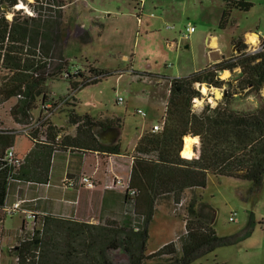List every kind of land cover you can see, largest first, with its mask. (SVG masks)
I'll use <instances>...</instances> for the list:
<instances>
[{"label":"trees","instance_id":"trees-1","mask_svg":"<svg viewBox=\"0 0 264 264\" xmlns=\"http://www.w3.org/2000/svg\"><path fill=\"white\" fill-rule=\"evenodd\" d=\"M20 1L0 0V103L15 97L18 102L11 109L14 119L27 125L39 122L33 134H38L36 142L46 134L44 143L50 158L64 150L120 154V143L104 144L95 129L107 124L120 129L121 118L102 119L73 108L69 121L77 127L74 135L53 124L51 118L44 120L42 104L49 99V80L67 79L66 104L75 106L71 99L78 90L109 73L94 66L84 71L71 64L65 55L61 6L47 3L52 0H36L30 2L33 15H29L24 9H15ZM253 6L246 0H227L220 28L228 27L233 9L249 11ZM10 13L11 21L7 19ZM80 38L92 40L88 30ZM233 44L236 52L232 57L170 80L162 129L145 131L132 154L124 220L109 217L104 224H92L75 217L33 212L31 225L26 218L17 242L9 249L16 264H191L219 247L240 243L253 232L252 220L245 233L219 235L214 227L216 209L202 195H192L184 215L185 232L148 253L150 225L167 198L179 206L187 190L206 188L210 173L250 181L256 191L263 186L264 49L251 52L241 38ZM225 71L233 77L221 78ZM202 85L223 88L225 95L215 107L206 102L198 112L194 103L203 98ZM242 93L260 97V104L252 111L233 108L232 101ZM187 136L200 137L196 156L183 154ZM15 137L12 130L0 127L1 224L7 216L4 207L10 181L25 179L22 170L26 158L19 167H12L5 159L6 151L14 148ZM197 145L198 141L194 152ZM46 164L44 181L48 180L51 160ZM115 251L124 253L126 261L116 263Z\"/></svg>","mask_w":264,"mask_h":264},{"label":"rangeland","instance_id":"rangeland-1","mask_svg":"<svg viewBox=\"0 0 264 264\" xmlns=\"http://www.w3.org/2000/svg\"><path fill=\"white\" fill-rule=\"evenodd\" d=\"M226 1L142 0V6L137 5L135 0L48 1L47 3L58 8L61 6V9L67 3L63 9V35L65 55L71 60V64L84 71L94 66L109 75L96 84L78 90L71 99L76 103L75 106L66 104L69 81L64 78L49 80L47 86L50 101L46 104L49 103L50 107L46 109V104H42L47 115H53L54 121L65 127L64 131L68 134L75 131V126L69 121V112L73 108L78 113H89L95 117L121 118V153L123 156L131 153L142 133L155 124L164 122L170 80L198 71L205 63V33H222L223 41L231 48L234 33H264V0H253L255 6L250 12L235 10L224 30L220 28V20ZM39 6L40 3H37L36 7ZM15 9H24L27 14L33 15L30 0H21ZM161 14L163 16L158 17ZM261 18L262 23L259 24ZM76 24L88 26L91 41H83L72 31L69 34L66 32L67 27L71 30ZM188 26H195L197 32L184 37ZM255 48H249L248 45L251 52ZM193 55L196 56L195 59ZM225 73L226 71L222 73L221 78L229 80L233 77L228 72L229 79L224 78ZM201 88L203 98H196L194 103L198 112L206 102L216 105L225 95L223 88H218L221 94H217V87L202 85ZM120 97L123 99L121 102ZM260 100L256 95L242 93L234 98L231 106L252 111L260 104ZM14 101L15 98H12L0 105L3 117L7 115V119H10L9 109ZM140 109L146 115L140 113ZM6 123L7 126H12V123ZM129 174L130 172H127L126 175ZM52 186V195L61 198L65 188L60 173H56L52 178ZM94 191L101 192L102 188L84 189L83 194L92 195ZM115 191L120 194L125 189L117 188ZM192 195H202L204 200L216 209L214 227L219 235L245 233L252 220L254 229L257 226L255 233H251L244 241L240 261H237L238 257L233 256L230 264H250L251 256L259 253L260 247L263 252L264 230L261 226H264V182L262 188L256 191L250 181L210 173L206 188H199L196 192L189 190L182 206L175 204L171 198H167L159 206L150 225L148 253L156 252L185 232L184 215L187 214V205ZM235 213L236 220L231 221L230 218ZM22 218L27 217L21 211L4 218L6 231L0 240V264H16V258L10 255L9 245L17 242ZM27 222L30 226L32 221L27 219ZM228 250V247H221L191 264H225L221 254ZM113 259L116 263H123L127 257L121 251H115Z\"/></svg>","mask_w":264,"mask_h":264},{"label":"crops","instance_id":"crops-1","mask_svg":"<svg viewBox=\"0 0 264 264\" xmlns=\"http://www.w3.org/2000/svg\"><path fill=\"white\" fill-rule=\"evenodd\" d=\"M135 1L137 2V5L139 6L143 5L142 0H135ZM246 1H250L254 3L253 0H246ZM66 4L62 8V25L64 21L63 9L65 8ZM235 10L242 11L240 9H233L232 13ZM251 10L244 12H250ZM9 16L13 17V13H10L8 17ZM161 16L163 15L161 14L158 17ZM262 19L263 18L260 19L261 21L259 24L262 23ZM87 28L88 26L86 24H82V25L76 24L74 26V29L70 30L69 27H67L66 32L69 34L70 31H72L75 33V35H77V37L78 36L80 37V34L83 33L85 30H88L90 32V30ZM195 32H197V29H195L194 33ZM252 34L256 35L259 44L261 37L264 35L263 32L258 33L256 31H252V32L245 31L244 34L238 35L234 33V35H232L231 43L233 47L231 48L229 47V45H227L226 42L223 41L222 33H213V34L205 33L204 39L207 42V49L205 52V61H204L205 63L202 64V66L199 67V69H203L205 68V66L207 67L217 62H220L223 58L232 57L236 52L235 46L233 44L234 39L236 40L241 38L242 42L247 43L249 45V48L251 47L255 48L257 45H252L250 42H246L248 37ZM189 35L191 36V33ZM187 47H190V45H187ZM193 56L195 59L196 56L195 55ZM125 58L127 59L128 57L126 56ZM195 63L196 60L194 61V64ZM228 72L231 76L232 73L230 71ZM5 102L0 103V105H4ZM17 102L18 99L15 98L14 103L11 105L9 109L10 119H7V115L3 117L0 113V127L5 129L9 128L14 133H16V137L14 141V149L17 151L18 154L26 158V164L22 170L24 174L23 178L25 179L22 180L15 179L10 181L6 204H12L14 202L21 200L23 201V208L30 210L32 212H43V213H51V214L75 217L78 220L89 222L92 224H104L106 219L109 217L123 221L126 212V201H125L126 191H122V193L119 194L115 190H117V188H121L120 186L112 189L109 188L108 185L111 184L115 175L123 177L124 179L130 178V174L129 175L126 174L127 172L131 173V168L133 163L132 154L135 147L131 153L126 154L124 156L122 155V153L112 154L97 150H86L84 153L64 150V151H57L50 158L49 152L47 151L48 148L45 146L44 143V138H46V134L40 135V142H36V138L38 135L36 132L31 137L22 133L21 130L25 125L24 121L15 120L11 114V109ZM71 102L75 104L73 100ZM35 113L37 116L38 111H35ZM44 114H45V109L43 115ZM48 118H51L53 124L59 127H63L58 125L54 121L53 115L51 116L50 114ZM98 118L106 119L112 117L100 116ZM6 122L12 123L11 124L12 126L11 127L7 126ZM74 126H75L74 128L75 131L73 133H70L72 135L76 133V129H77L76 125ZM14 128L16 130H13ZM107 129L108 128L106 129L100 127L96 128L95 133L98 136V138L104 144L107 145H114L120 143L121 128L120 129L118 128L116 135L112 140L105 141L103 139L104 137L102 136V134L107 132ZM151 129L152 128H150L149 130ZM36 130H38V127L36 128ZM142 134L138 137L136 144L139 138L142 136ZM193 138L195 139L193 149L195 148V144L198 141V145H197L198 149H196L194 152V156H196L198 154V150L200 146V137L196 136ZM47 160H51V164L49 166L48 180L44 181L47 175V171H46L48 165L46 164ZM127 161H129L128 166H127ZM123 172H126V174H122ZM56 173H60L62 175L63 180L66 178H77L81 174L91 175L97 181V185L95 188H89V189L97 190L99 188H102V191L101 192L94 191L92 195H88V193L84 195L83 191L84 189H88L87 187H83V186H78L75 188L64 187L65 189L64 190L62 189L63 194L61 198L57 197L56 195H52V187H53L52 178L54 177V175H56ZM192 190L196 192L198 191V188ZM188 191L189 190H187V192ZM21 213L23 212L21 211ZM4 220L2 222V228L0 229V235H1L0 240H2L3 235L6 231L4 227ZM24 222L25 219L22 218V224ZM256 228L257 226L253 230L252 234L255 233ZM261 229L264 230L263 225L261 226ZM249 237L250 236H248L247 238ZM247 238H245L243 241H241L238 244L222 247V248L228 247L230 249L225 254H221L222 261L225 264H230L233 256H236V258L238 257L237 261H240L239 260L241 255L240 253L243 251L244 241H246ZM13 245L14 243H12V245L10 244L9 249ZM220 248L221 247L217 248L215 251H217ZM260 249H258L259 253H254L251 256L252 262L250 264H264V250L262 252Z\"/></svg>","mask_w":264,"mask_h":264},{"label":"built area","instance_id":"built-area-1","mask_svg":"<svg viewBox=\"0 0 264 264\" xmlns=\"http://www.w3.org/2000/svg\"><path fill=\"white\" fill-rule=\"evenodd\" d=\"M195 31V26H188L186 28V34L185 37H189V34ZM264 49V35L261 37V40L259 42V44L256 46L255 48V52L256 51H260ZM119 101H123V99L120 97ZM50 107V104H46L45 108L48 109ZM140 113H142L143 115H146V113L143 110H139ZM49 116L47 115L46 111H45V116H44V120H46ZM38 123V127H39V122H32L28 125H24V127L22 128V133L26 134L27 136H32L33 135V131L36 129ZM164 123L161 124H155L152 127V131L153 132H157L159 130L162 129ZM37 140V139H36ZM45 140V139H44ZM5 159L6 161L12 166V167H19L23 161H24V157L21 156L20 154L17 153V151L14 148H10L6 151V155H5ZM129 181L130 178L128 179H124L123 177H120L118 175H115L111 184L108 185L109 188H115L120 186L121 188L125 189V191L127 190V188L129 187ZM63 185L66 188H75L78 186H83V187H87V188H95L97 185V181L88 174H81L79 177L77 178H66L63 180ZM134 191H132L133 193ZM184 202H181L179 204V206H182ZM17 211H22L27 219H31L33 218V212L30 210H27L25 208H23V201L19 200L17 202H14L12 204H6V206L4 207V212L7 215H13L15 214ZM237 217V213H235L234 215L231 216L230 220L231 221H235ZM2 228V224L0 222V229Z\"/></svg>","mask_w":264,"mask_h":264},{"label":"bare ground","instance_id":"bare-ground-1","mask_svg":"<svg viewBox=\"0 0 264 264\" xmlns=\"http://www.w3.org/2000/svg\"><path fill=\"white\" fill-rule=\"evenodd\" d=\"M17 8V6H16ZM252 52H255L254 50H252ZM257 52V51H256ZM228 73V71H226ZM206 89V88H205ZM204 89V90H205ZM27 125V124H25ZM38 127V123H37V126L36 128ZM193 144H194V138L192 136H187L185 138V147H184V150H183V153L184 154H187V155H193L194 154V150H193ZM22 156V155H21ZM24 157V156H23Z\"/></svg>","mask_w":264,"mask_h":264},{"label":"flooded vegetation","instance_id":"flooded-vegetation-1","mask_svg":"<svg viewBox=\"0 0 264 264\" xmlns=\"http://www.w3.org/2000/svg\"><path fill=\"white\" fill-rule=\"evenodd\" d=\"M100 128H103V129L108 128V129H110V130L107 129V132H105V133L102 134V136L104 137L103 139L105 141L112 140L114 138V136L116 135V132L118 130V128L115 127L114 125H108V124L106 126H102Z\"/></svg>","mask_w":264,"mask_h":264},{"label":"clouds","instance_id":"clouds-1","mask_svg":"<svg viewBox=\"0 0 264 264\" xmlns=\"http://www.w3.org/2000/svg\"><path fill=\"white\" fill-rule=\"evenodd\" d=\"M30 2H33V0H30ZM21 6H22V5H21ZM7 19H8L9 21H11L12 17L9 16V17H7ZM246 42H250L252 45H258V39H257V37H256L255 34L250 35V36L248 37V39L246 40ZM228 75H229V74L226 72V73L224 74V78H227ZM213 107H215V104H213Z\"/></svg>","mask_w":264,"mask_h":264},{"label":"water","instance_id":"water-1","mask_svg":"<svg viewBox=\"0 0 264 264\" xmlns=\"http://www.w3.org/2000/svg\"><path fill=\"white\" fill-rule=\"evenodd\" d=\"M216 92H217V94H221V91H220V89H216Z\"/></svg>","mask_w":264,"mask_h":264}]
</instances>
